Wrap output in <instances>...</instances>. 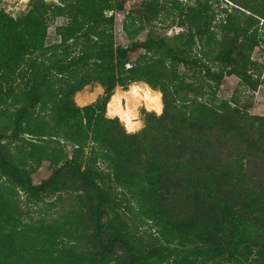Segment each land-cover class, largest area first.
Here are the masks:
<instances>
[{
    "label": "trees",
    "instance_id": "16d2710c",
    "mask_svg": "<svg viewBox=\"0 0 264 264\" xmlns=\"http://www.w3.org/2000/svg\"><path fill=\"white\" fill-rule=\"evenodd\" d=\"M128 1L0 10V264H264V114L242 99L264 82V0ZM137 81L163 110L129 132L107 105Z\"/></svg>",
    "mask_w": 264,
    "mask_h": 264
},
{
    "label": "rangeland",
    "instance_id": "374dc122",
    "mask_svg": "<svg viewBox=\"0 0 264 264\" xmlns=\"http://www.w3.org/2000/svg\"><path fill=\"white\" fill-rule=\"evenodd\" d=\"M47 1L55 2V3H61L63 0H47ZM140 1L141 0H129L126 4V8L128 10L135 9L139 5ZM30 2H31V0H0V10L5 9L14 17H18V16L22 15L23 13H25L29 10V8L31 6ZM65 22H66V19L63 17H57L54 20L50 21L49 29H48V37H47V42L49 44L56 43L59 41V36L56 32V28L58 25L64 24ZM169 23L170 22H168V23L166 22V23H164V25L156 24L154 26L159 32H161L163 34H168V35H173L176 32L175 29H177V31L181 30V28H179V27L177 28L176 26L169 27L168 26ZM145 36H146V32H144L142 34V37H145ZM115 39H116V42L118 44L124 45V44H127L129 42V40L127 39V36H126V34L122 28V25H120V24H117L115 27ZM253 58L257 59L259 62L264 64V43H262L260 46H258L255 49V51L253 53ZM239 87H240V83H239L238 77L233 76V75L227 76L224 83H223L220 95L223 98L230 99V98H232L233 95L242 93L240 90H238ZM119 88L123 93V103H125V105H126L128 99L132 98V96H133L130 92L131 91L130 85H129L128 89H126V90H124L121 87H119ZM116 89H115V91H116ZM103 91H104V88L101 89V85L99 83H95V84L87 85L86 87H84L79 92H83L84 95L97 93V96H99L103 93ZM76 97H77V94L75 95V98H74L75 101L77 102ZM246 97L249 98V101L251 102V107L249 108V111L251 113L261 114V115L264 114V82L259 86V88L257 89L256 92L248 93L247 95H242L243 100H246ZM142 108L147 109L144 105H138L136 107V113H137L138 120H140L142 122V125L138 130H140L145 124L144 119L141 115V109ZM138 130H136V131H138ZM48 166H49L48 162H44L42 167L38 170V172H36L33 175L35 183H40L41 180L49 174V167ZM33 210L36 211V207H33ZM36 213L37 212H35V214Z\"/></svg>",
    "mask_w": 264,
    "mask_h": 264
},
{
    "label": "bare ground",
    "instance_id": "6f19581e",
    "mask_svg": "<svg viewBox=\"0 0 264 264\" xmlns=\"http://www.w3.org/2000/svg\"><path fill=\"white\" fill-rule=\"evenodd\" d=\"M101 89L103 87L101 86ZM130 92L133 95L129 98L126 105L123 103V93L119 87L110 98L107 105V115L110 117L118 116L124 123L129 132L138 130L142 122L138 120L136 107L144 105L148 110L161 113L163 110L162 93L155 90L143 81H137L130 84ZM97 96V93L84 95L83 92L77 93V103L86 105L92 102Z\"/></svg>",
    "mask_w": 264,
    "mask_h": 264
},
{
    "label": "crops",
    "instance_id": "0c3cea01",
    "mask_svg": "<svg viewBox=\"0 0 264 264\" xmlns=\"http://www.w3.org/2000/svg\"><path fill=\"white\" fill-rule=\"evenodd\" d=\"M97 97H98V96H97ZM97 97H96V98H97ZM96 98H95L94 100H96ZM94 100H93V101H94ZM93 101H92V102H93ZM90 103H91V102H90ZM81 106H84V105H81Z\"/></svg>",
    "mask_w": 264,
    "mask_h": 264
},
{
    "label": "water",
    "instance_id": "95a60500",
    "mask_svg": "<svg viewBox=\"0 0 264 264\" xmlns=\"http://www.w3.org/2000/svg\"><path fill=\"white\" fill-rule=\"evenodd\" d=\"M150 111V110H149ZM162 113V112H161ZM160 114V113H159Z\"/></svg>",
    "mask_w": 264,
    "mask_h": 264
}]
</instances>
